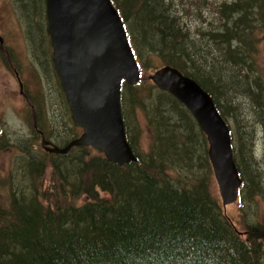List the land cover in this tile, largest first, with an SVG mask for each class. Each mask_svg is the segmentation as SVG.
I'll return each instance as SVG.
<instances>
[{
  "label": "trees",
  "instance_id": "trees-1",
  "mask_svg": "<svg viewBox=\"0 0 264 264\" xmlns=\"http://www.w3.org/2000/svg\"><path fill=\"white\" fill-rule=\"evenodd\" d=\"M15 2L29 33L45 37L51 59L45 1ZM111 2L141 71L137 84L122 82L120 91L126 140L137 161L118 165L90 147L63 155L24 147L26 183L12 181L0 194V264H264V224L247 222L243 234L223 213L206 137L192 114L168 92L144 83L147 69L169 65L210 94L230 128L239 204L253 201L262 188L251 133L244 135L241 121L229 114L238 112L233 99L244 94L264 124V80L240 79V68L230 76L224 70L246 64L264 37V0H201L192 13L201 25L182 18L172 0ZM49 68L55 77L51 60ZM132 109L141 118L130 122ZM141 119L151 135L145 151L138 148ZM67 120L66 142L80 133ZM46 158L54 176L50 188L38 180Z\"/></svg>",
  "mask_w": 264,
  "mask_h": 264
},
{
  "label": "water",
  "instance_id": "water-1",
  "mask_svg": "<svg viewBox=\"0 0 264 264\" xmlns=\"http://www.w3.org/2000/svg\"><path fill=\"white\" fill-rule=\"evenodd\" d=\"M45 14L53 67L71 119L82 131L64 146L43 138L44 150L63 155L90 147L118 165L137 161L125 136L120 88L122 82L136 84L140 71L117 9L110 0H45ZM148 77L183 104L205 135L224 211L241 186L228 124L210 94L178 69L163 65Z\"/></svg>",
  "mask_w": 264,
  "mask_h": 264
},
{
  "label": "rangeland",
  "instance_id": "rangeland-1",
  "mask_svg": "<svg viewBox=\"0 0 264 264\" xmlns=\"http://www.w3.org/2000/svg\"><path fill=\"white\" fill-rule=\"evenodd\" d=\"M29 1L31 0H26L27 3ZM172 2L175 10L180 11L182 18L190 17L198 25L202 24L203 19H198L192 14L201 0H172ZM203 17H206V11ZM34 32L29 33L24 18L16 10L15 0H0V34L4 36L5 45L0 49V127L2 129L0 194L5 193V188H9L12 181L26 183V178H21L22 166L24 159L26 160L24 147L30 148L32 145V149L38 150L39 155L51 154L44 150L45 145L41 144L43 138L39 132L56 146L64 145L70 136V130L66 129L69 125L67 119L70 118V113L58 88L60 82L57 76L51 75L49 68L50 48L45 37H40L35 29ZM258 39L254 46L256 50L252 48V57L249 61L246 60L248 66L239 63L230 64L227 70H224L225 75L230 76L240 68V76L237 74L236 77L241 79L246 75L248 78L264 80V37ZM230 68L234 69L230 70ZM152 73L153 70L147 69L145 84L154 85L148 77ZM236 79L239 81V78ZM248 99L244 94L233 99V102L238 104V112L232 111L229 115L241 121L244 135L248 136L251 133V151L254 154L255 169L259 171L262 194L258 188L253 201L249 203L250 200L245 198L243 205L239 204V201L232 202L224 207L223 212L233 221L237 230L244 232L243 234L247 233L245 228L247 222L259 221L264 224V124L259 120L258 112ZM128 113L130 122L133 117L141 118L140 113L135 109L129 110ZM231 121L229 120V125L232 126L233 121ZM141 124L143 131L138 148L145 151L151 141V135L143 119ZM233 124L235 126L234 122ZM29 154L34 158L37 157L34 151H29ZM45 163L47 166L38 180L42 182V187L50 188L54 176L52 167L48 165L49 158L45 159ZM212 182L213 191L221 201L214 176ZM244 191L243 196H247L249 191L246 188ZM261 236H264V233Z\"/></svg>",
  "mask_w": 264,
  "mask_h": 264
},
{
  "label": "flooded vegetation",
  "instance_id": "flooded-vegetation-1",
  "mask_svg": "<svg viewBox=\"0 0 264 264\" xmlns=\"http://www.w3.org/2000/svg\"><path fill=\"white\" fill-rule=\"evenodd\" d=\"M0 49H2L5 45L3 44V42H4V36L2 35V34H0ZM1 133H2V129H1V127H0V135H1ZM39 134L42 136V137H44V135H43V133L42 132H39Z\"/></svg>",
  "mask_w": 264,
  "mask_h": 264
}]
</instances>
